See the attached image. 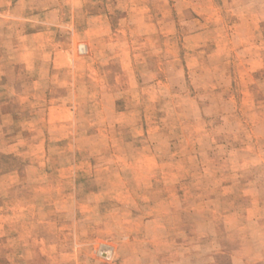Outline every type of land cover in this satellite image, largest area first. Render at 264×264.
Returning <instances> with one entry per match:
<instances>
[{
  "label": "rangeland",
  "instance_id": "1",
  "mask_svg": "<svg viewBox=\"0 0 264 264\" xmlns=\"http://www.w3.org/2000/svg\"><path fill=\"white\" fill-rule=\"evenodd\" d=\"M20 2L0 264H264V0Z\"/></svg>",
  "mask_w": 264,
  "mask_h": 264
},
{
  "label": "crops",
  "instance_id": "2",
  "mask_svg": "<svg viewBox=\"0 0 264 264\" xmlns=\"http://www.w3.org/2000/svg\"><path fill=\"white\" fill-rule=\"evenodd\" d=\"M23 0H21L20 4H22ZM52 14L55 12L54 10L51 11ZM48 26H54V23H46ZM47 34V32H44V35Z\"/></svg>",
  "mask_w": 264,
  "mask_h": 264
}]
</instances>
